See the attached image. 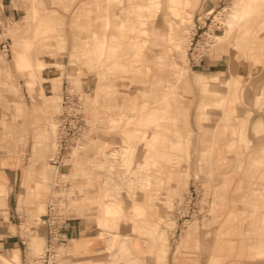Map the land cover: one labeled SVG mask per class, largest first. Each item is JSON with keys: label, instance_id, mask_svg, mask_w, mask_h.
<instances>
[{"label": "rangeland", "instance_id": "1", "mask_svg": "<svg viewBox=\"0 0 264 264\" xmlns=\"http://www.w3.org/2000/svg\"><path fill=\"white\" fill-rule=\"evenodd\" d=\"M153 1H13L19 11L5 18L0 30V43L10 45L8 53L0 51V152L17 153L16 145H23L18 153L26 162L15 222L28 264H42L45 258L42 219L55 174L71 181L70 197L75 190L81 194L74 208L94 213L107 239L106 254L76 264H155L150 259L154 253L141 255L139 240L147 247L157 244V254L166 259L179 227L177 205L194 182L214 198L203 227L224 220L233 227L225 237L236 241L224 247L222 261L264 264V124L261 129L255 124L259 118L254 119L256 111L264 112V85L259 91L264 72L259 74L256 65L264 49V0H224L199 15L197 5L186 7L180 0L179 32L168 28L161 13L149 22L156 10ZM257 5L259 15L250 10ZM24 19L29 29L26 23L21 27ZM243 23L255 28L244 30ZM175 54L180 67L174 66ZM192 57L226 61L228 68L194 71ZM67 96L69 102L80 101L89 128L81 139H68L63 161L54 164L51 159L57 158L66 135L60 115ZM224 113L233 123L227 132ZM138 116L143 120L137 136ZM254 124L258 133L252 131ZM37 132L49 134L48 147L35 150ZM205 139L213 150L202 145ZM242 179L253 189H245ZM0 189V224L9 226L3 219L8 190L4 184ZM182 205L187 210L188 201ZM199 222L197 217L185 221L186 232L197 230ZM124 223L132 234L120 235ZM33 238L40 240L37 251L28 244ZM57 252L61 264L65 258ZM15 264L24 262L20 258Z\"/></svg>", "mask_w": 264, "mask_h": 264}, {"label": "crops", "instance_id": "2", "mask_svg": "<svg viewBox=\"0 0 264 264\" xmlns=\"http://www.w3.org/2000/svg\"><path fill=\"white\" fill-rule=\"evenodd\" d=\"M13 1L14 0H1V3H3L4 6L5 14L9 17L12 15L16 16L19 11L13 6ZM195 1V5H197L196 12L197 15H199L202 12L214 9L224 0ZM198 17L197 20H199ZM198 28H200V25H198ZM257 59L258 61L256 62V65L259 70V74H261L264 72V49L259 50ZM189 60L192 67H197L194 71L217 73L221 71V69L226 71L228 68L226 61L221 63V61L217 59L206 58L195 61L192 57ZM263 85L264 78L263 83H259V91L262 89ZM46 87V90L48 91L49 85H46ZM254 114V119L256 120L259 118L264 124V112L259 110V112L256 111ZM25 123L27 131L29 128L28 121L26 120ZM15 149L17 150V153L9 154L5 152L4 154L0 152V184H4L7 187L8 194L6 197V209L8 212L9 222L14 226V229L9 227L7 232L3 236H0V252L8 255L10 251L18 250L21 260H23L24 264H28L25 254L23 257L22 246L24 244V239L20 234L18 223L15 222L18 217L17 203L19 193L21 191V182L24 176V164L26 159L21 152L18 153V151L23 149L21 142L16 145ZM78 181L81 183L82 179H79ZM54 182H57L58 187L57 189L52 188L50 184V193L47 205L51 199L57 195V197L64 198L67 201L69 212L65 225L62 229V240L59 246L61 255L65 258L61 264H76L80 261L92 260L97 255L106 254L107 239L106 237L101 236V231L97 225L95 214L84 210L77 211L73 206L72 202L78 199L81 194L75 190L77 194L75 197L71 198L68 191L72 187V183L69 180L66 181V178L62 175L55 174L53 181L50 183ZM197 187L200 191V202L203 204V211L200 210V213L197 216L200 220L198 229L187 233V223H185V221L182 222V219L178 218L179 227L176 229L175 240L173 241L174 245L172 244L171 247H169L166 264H226V262L222 261L226 255L224 247L228 246L229 241L233 239L225 237V234H227V231L233 227H228L229 224H227L225 220L217 222V224H214L210 228L205 229L203 227V217L210 212L214 198L212 195H205L204 189L200 183L197 184ZM86 197L91 200L93 195L88 192ZM218 212L219 214L225 213L223 208H220ZM44 215L45 213L43 214V217ZM130 229V224H121L119 226L120 235L123 236L126 234H132ZM172 238L174 237H171L170 239ZM133 241L135 240L133 239L131 242ZM139 244L144 249L141 255L148 257L149 254L146 251V244L143 240H139ZM58 261L52 264H59L57 263ZM149 261L150 259L147 258V262ZM261 261L262 260H259V262Z\"/></svg>", "mask_w": 264, "mask_h": 264}, {"label": "built area", "instance_id": "3", "mask_svg": "<svg viewBox=\"0 0 264 264\" xmlns=\"http://www.w3.org/2000/svg\"><path fill=\"white\" fill-rule=\"evenodd\" d=\"M5 18H8V16L5 14L3 6L0 5V30H2L4 26L3 23L6 21ZM9 50V43L3 41L1 43V51L8 53ZM68 98L69 97L67 96L66 101H64L65 108L60 115L62 129L66 135L60 140L61 148L59 149L60 152L57 158L51 159L54 164L63 161L68 139H81L86 135L89 128V125L82 116V112H80L83 109L80 101L77 98H74V101L69 102V100H67ZM51 187L57 189V182L51 183ZM183 200L184 202L182 203L188 201L189 206L187 207V210H185L186 205H182V203H178L177 205L178 218L182 219V222L197 217L200 213V191L195 183H192L190 192L185 195V199ZM68 213L67 201L64 198H59L56 195L48 203L45 215L42 219V224H44L46 228L47 238V249L42 264H52L59 260V257L57 258L56 255L59 254L57 251L59 250L60 242L62 240V229L65 225L66 218L68 217Z\"/></svg>", "mask_w": 264, "mask_h": 264}, {"label": "bare ground", "instance_id": "4", "mask_svg": "<svg viewBox=\"0 0 264 264\" xmlns=\"http://www.w3.org/2000/svg\"><path fill=\"white\" fill-rule=\"evenodd\" d=\"M195 0H184V6H186V7H190L191 6V8H192V6L195 4V2H194ZM179 3H180V0H163L162 2H161V0H154L153 2H150V5L151 6H155L156 7V10L155 11H153V12H151V14H150V17H149V22L151 21V20H153V19H156V18H158V16L160 15V13H161V15L163 16V18H164V22L166 23V25L168 26V28L169 29H171V30H174V31H178L179 32V30H180V28H181V24H180V18L179 17H177V15H178V11L180 10V5H179ZM154 4V5H153ZM186 7H185V9H186ZM251 10V12L253 13V14H256V15H259V6L257 5V6H255V7H253L252 9H250ZM189 17V19H191V16H188ZM232 17H234V15H232ZM29 21L27 20H25L24 19V21L22 20L20 23V25H21V27H23L24 26V24H25V26H24V28H26V29H29L30 28V25H29V23H28ZM153 28H156L157 26L156 25H151ZM167 28V27H166ZM255 28V25H249V24H245V23H243L242 24V29H244V30H253ZM237 58V57H236ZM174 66H177V67H180L179 66V61H178V59H177V57H176V54L174 55ZM20 60H24L23 58H20ZM153 96L155 97V94H153ZM157 97V96H156ZM17 108L19 109V110H22V106L18 103L17 104ZM155 112V111H154ZM141 120H143V118H142V116H138V117H136V127H137V131H136V133H137V136L139 135V133H141ZM230 120H231V118L228 116V114L226 113H224L223 115H222V117H221V121L223 122V130H224V132L226 131L227 132V130H228V128L230 127H232V124H229L230 123ZM258 123H260L259 124V127L262 129V121L259 119V122L258 121H256V123L255 124H258ZM3 124L7 127V128H11V124L8 122V121H6V120H3ZM32 124L33 125H35L36 124V118H34L33 119V121H32ZM157 124V123H156ZM155 124V125H156ZM255 124L252 126V131H253V133H258L259 132V130L256 128V126H255ZM158 125V127H159V124H157ZM156 125V126H157ZM19 132L20 133H22V135L24 134V127H23V124L22 125H20L19 126ZM59 132V131H58ZM14 136V135H13ZM49 141H50V138H49V134H47V133H43V132H37L36 134H35V150H37L40 146H42V144L44 145H46V147H48V145H49ZM202 145L204 146V147H206V150L207 151H209V150H213L214 148H213V144H212V141L210 140V139H205V141L202 143ZM16 152V151H15ZM16 155V154H15ZM52 158V157H51ZM241 161V160H240ZM238 162V166H239V169H241V167H242V162ZM249 168V167H248ZM32 176V174H30V177ZM32 178V177H31ZM228 178V177H227ZM230 178V180L232 181L233 179H234V177H229ZM42 179H44V178H42ZM45 180V179H44ZM242 182H243V186H244V188L245 189H247V190H252L253 189V186H252V183L251 182H244L243 181V179H242ZM35 185V187H37V185H40V186H42V187H44L43 185H41V184H34ZM0 191H1V189H0ZM31 196V195H30ZM42 196H43V194L42 193H40L39 195H38V199L39 200H41V198H42ZM39 208V207H38ZM234 210H232L231 212H230V216H232V218L230 219V220H232L233 219V216H235L234 214ZM3 214H4V217H3V219H4V221L5 222H7V223H9V226H5V224H0V230H4V229H6V228H8V227H10V222H9V219L7 218V212H4L3 211ZM261 229L264 231V228L263 227H261ZM146 232H148V233H150L151 234V232L152 231H146ZM30 234H33V232H31ZM159 235H161V238H162V240H163V243H164V239H165V236H164V234L163 233H161V234H159ZM125 240V239H124ZM263 241H264V238L262 239ZM230 243H234L235 241L234 240H230L229 241ZM255 242H258L259 243V239L257 240V241H253V243H255ZM29 246L33 249V251H37V250H39V248H40V240H37L36 238H33L32 240H30L29 241ZM258 245V244H257ZM167 248H168V245L166 246ZM158 245L157 244H153V243H151L150 245H149V247H147V252H149V253H154V255H150L151 257H150V259H152L153 261H154V263L155 264H166V259H164V258H162V257H160V255L159 254H157L158 253ZM10 254L12 255V257H11V255L10 256H4V255H2V256H0V261H2L3 263H5V264H15V262L16 263H19V261H20V257H19V255H18V253H17V251H15V250H12V251H10ZM45 254V253H44ZM44 257V256H43Z\"/></svg>", "mask_w": 264, "mask_h": 264}]
</instances>
